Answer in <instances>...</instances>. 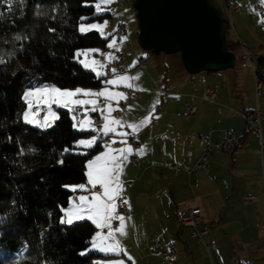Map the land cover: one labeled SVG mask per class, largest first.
Wrapping results in <instances>:
<instances>
[{
    "label": "crops",
    "instance_id": "crops-1",
    "mask_svg": "<svg viewBox=\"0 0 264 264\" xmlns=\"http://www.w3.org/2000/svg\"><path fill=\"white\" fill-rule=\"evenodd\" d=\"M258 2L260 0H240L239 10L232 16L238 40L232 35V30H229L228 44L236 60L237 56L242 60L245 53L252 60L263 59L261 72L264 75V37L258 38L250 34L255 22L253 24V20L248 17L253 12L261 19L254 8ZM116 27L117 25L112 28L115 35ZM104 32L108 33L109 30ZM125 34L126 39L122 42L118 40L116 45L119 51L107 47L112 39V36H109L104 48L85 49L87 58L82 55L80 59L86 63L90 62V68H97V65L92 63L93 59L97 61V55L102 58L101 63H107L105 54L114 52L115 56L121 54L124 57V64L129 68V72L119 74H139V80L132 81L133 89L124 86L113 89L126 93L128 97L127 100H122L125 104L122 113L116 115L112 112L113 117L122 119L125 123H139L149 115L157 100L160 103L155 108L157 118L151 119L138 135L134 134L144 140L136 149L139 163L130 161L128 157L120 177L122 184L130 181L122 190L129 202L130 214L125 218L126 235L116 233L115 239L127 255L124 252L117 256L108 251L92 250L97 253L93 264H108L109 261L119 260H124L125 264H167L163 254L159 253L160 247L156 245L159 237L174 243L176 264H264V181L259 142L254 135H244L241 115L242 112L255 107L264 109V81L260 93L256 95L251 69L240 65L246 69L233 67L190 74L184 69L179 54L172 55L177 56L179 65L175 73L176 78L169 81L167 72H163L161 65L166 60L161 54L165 53L153 54L147 50L148 53H145L143 49L136 47L132 39L137 38L138 29L132 28L130 35L128 31ZM127 44L132 51L129 54H125L130 51ZM97 49L102 54L90 51ZM82 50L81 52H85ZM252 50L257 52L252 53ZM140 57L145 58L142 63L138 61ZM134 62L135 66L131 67ZM213 82H221L224 86L221 88ZM45 85L53 84L34 83L32 86ZM210 85L218 87L217 98L214 101L201 99L202 93ZM104 87L102 84L99 87L76 86L63 90L81 88L99 91ZM41 95L43 94L29 97L28 102L43 104L42 101L46 98L41 99ZM48 95L50 93H46V96ZM105 103L102 101L97 107L104 108ZM69 107L57 106L53 112L48 109L45 114L48 122L52 121V113L58 117V108ZM191 107L195 108V112L187 115L186 111ZM32 111L35 114L34 108ZM92 114L99 118L101 126L105 123L99 112L89 113L90 120ZM45 116L42 124H45ZM34 118L38 121L35 115ZM83 126L90 127L87 120ZM224 129H231L240 136L235 151L231 154L213 153L206 161L205 170L189 174L187 170L199 160L206 145V138L218 141ZM84 132L86 134L78 140L88 139L94 136L93 133L96 135L93 131ZM261 134L264 141V119L261 121ZM113 147L123 148L125 145L119 143ZM140 149L144 150L142 155L139 154ZM105 150L103 146H99L87 161ZM169 163L179 164L182 170H170ZM86 182L85 175L83 182L69 186ZM100 190L99 187L95 189L97 192ZM79 194L87 193L72 192L69 197L71 203L69 205L68 201L64 210L72 213L76 211L75 204L78 202L72 198ZM246 195L253 198L247 200ZM189 206L200 207L201 224L210 225H201L199 230L205 229V232L200 236L191 235V228L183 227L177 218V210ZM97 231L95 228L93 235ZM209 243L214 245L208 246ZM88 248H91V244ZM128 256L133 259L128 260Z\"/></svg>",
    "mask_w": 264,
    "mask_h": 264
},
{
    "label": "trees",
    "instance_id": "trees-1",
    "mask_svg": "<svg viewBox=\"0 0 264 264\" xmlns=\"http://www.w3.org/2000/svg\"><path fill=\"white\" fill-rule=\"evenodd\" d=\"M95 2L16 0L11 12L0 5V57L5 60L0 64V264H93L97 255L79 254L89 247L94 225L84 220L66 226L60 218L72 193L62 185L85 180L86 161L99 144L61 156L86 134L73 128L65 108H58V118L48 128L20 118L26 108L23 91L34 83L62 89L103 84L102 77L74 59L79 50L106 46L98 31L82 34L78 29L81 17L90 21L109 15L97 13ZM226 40L229 48L228 30Z\"/></svg>",
    "mask_w": 264,
    "mask_h": 264
},
{
    "label": "snow or ice",
    "instance_id": "snow-or-ice-1",
    "mask_svg": "<svg viewBox=\"0 0 264 264\" xmlns=\"http://www.w3.org/2000/svg\"><path fill=\"white\" fill-rule=\"evenodd\" d=\"M16 0H0V5L6 6L7 10L11 12L13 4ZM20 3L23 0H19ZM111 0H97L93 5L95 9L99 12L102 10V6L107 5ZM261 4L264 5V0H260ZM84 6H89L88 0H84ZM81 21L87 20V17H81ZM261 24H264V16L258 21ZM107 21L103 25L99 23H91L85 25L80 23L79 32L82 34H87L90 31L96 30L100 31L102 27H106ZM50 32H54L55 29H49ZM103 35V34H102ZM111 34L103 36L105 40H108ZM20 39V37H16ZM122 39H126L122 38ZM118 39L112 37V39L107 44L109 49L114 51H119L120 49L116 47ZM96 54L100 53V50H90ZM87 58L86 52H80L74 54V59L86 70H91L94 72L97 79L101 77H107L108 72L112 73V78L104 79L102 83L105 87L99 91L84 90L81 88H76L75 90H62L55 86L45 85L43 87L30 86L22 94L21 99L25 102L26 108L21 113V119L23 123L28 125H34L41 128H48L54 126L55 120L58 118L55 113H52V121L48 122V117L45 116V124H40L34 118L33 108L38 113L43 111L45 107L48 109L51 108V104H56L57 106L69 107V110L73 112L72 119L74 121L73 128L77 131H94L96 135L88 139H80L73 142L71 148L65 147L61 156H64L70 152L75 151L81 147L86 149L94 148L98 141L102 137H108L104 144L102 145L106 150L97 154L92 160L87 161L86 163V184H79L75 186L62 185V187L70 190L73 193H87L79 194L72 198V200L78 202L75 204L76 211L74 213L68 212L63 209L61 206V211L64 212V216L60 218V223L62 225L71 226L74 223L87 220L91 222L98 231L90 238L89 243L91 248H87L80 255H86L89 251L99 250V251H108L119 256L121 252H124L119 246V241L115 239V234L119 233L120 235H126L124 231L125 227V218L122 214L118 212L117 200H120L124 204H128V200L122 197L123 184L121 182V174L123 170V165L127 161L128 157L134 155V150L131 145L128 143V137L132 135H138L140 130L147 126L151 119L155 117V108L156 105L160 103L159 100L152 106V111L149 115L142 119L139 123H125L122 119L115 118L111 115L114 111H120L119 104L122 100H127V94L121 91H113V89L120 86L127 87L129 89L134 88L132 81L139 80V74L136 76H130L127 74H119L116 68L107 69V63H111L114 60H117L118 57L114 55V52H109L105 54V59L107 63H101L93 59L92 63L98 65L101 69H107L105 71H98L96 67H89L88 63L85 60H81V56ZM5 63V60L0 57V64ZM135 66V62L131 67ZM51 93L49 97L51 104L39 105L29 103V97H33L40 94ZM71 98V100L65 99ZM43 99V95H41ZM102 101H105V107H97ZM131 108V106H129ZM91 112H99L101 118L105 123L97 128L95 122L89 119L88 114ZM80 116V121H76V117ZM87 120L90 127H84V123ZM120 129H128L127 131H120ZM119 137V139H117ZM124 144L123 148H114V144ZM144 150L140 149L139 154H143ZM23 155V150L20 152ZM87 155V152L80 153ZM57 163L62 165L64 163L63 159L57 160ZM99 187L101 190L99 192L95 189ZM73 216L75 218H73ZM119 221V226L113 228L112 221ZM107 229V232H105ZM103 234V235H102ZM3 233H0L2 236ZM99 238V240H98ZM111 241V243H106ZM127 255L126 252H124ZM133 258L128 256V260ZM108 264H125L124 260L119 261H109Z\"/></svg>",
    "mask_w": 264,
    "mask_h": 264
},
{
    "label": "water",
    "instance_id": "water-1",
    "mask_svg": "<svg viewBox=\"0 0 264 264\" xmlns=\"http://www.w3.org/2000/svg\"><path fill=\"white\" fill-rule=\"evenodd\" d=\"M133 7L142 49L179 54L190 74L235 66L221 10L212 0H133Z\"/></svg>",
    "mask_w": 264,
    "mask_h": 264
},
{
    "label": "built area",
    "instance_id": "built-area-1",
    "mask_svg": "<svg viewBox=\"0 0 264 264\" xmlns=\"http://www.w3.org/2000/svg\"><path fill=\"white\" fill-rule=\"evenodd\" d=\"M119 3V5L122 6V4L125 2V0H115ZM222 8L221 13L222 17L224 19L225 26L227 25L228 30H232L234 28L233 26V20L232 16L233 14L239 10L240 0H222ZM254 8L259 13L260 17L264 16V5L261 4V2H258L255 4ZM264 26V24H262ZM127 29V23L125 22L124 18H122L116 27V34L118 36H122L125 34ZM116 57H118L117 60L112 61L111 63H107V69L116 68L118 73H126L129 72V68H127L124 64V57L119 54ZM145 60L144 57H140L138 59L139 63H142ZM240 65L242 67H248L252 70L254 75V85H255V93L258 95L260 93L262 84H263V77L261 69L258 64V60H252L251 57L245 53ZM103 69V71L107 70ZM112 78V73L109 71L107 77H102L103 81L104 79H110ZM218 96V87L216 86H208L206 90L202 93L201 99L207 100V101H214ZM43 105V104H41ZM120 111H114V114L118 115L122 113L125 104L123 101H120L119 104ZM35 109V108H34ZM69 110V109H68ZM48 108L45 107L43 111L36 112L35 116L38 119L39 123L42 124L45 114L47 113ZM195 112V108L191 107L186 111L187 115H190ZM69 113L71 117L73 116V112L69 110ZM242 119L244 122L243 127V133L244 135H254L258 138L259 142V155H260V165H261V172L263 176L264 181V141L262 139L261 134V121L264 119V109H260L258 107H255L253 109L246 110L242 112ZM80 116L77 115L76 121H80ZM73 120V119H72ZM91 120L95 122V126L97 128L101 127L99 118L92 114ZM74 123V121H73ZM108 139V137H102L98 144L99 146H102L104 142ZM240 136L231 129H224L222 130L221 138L218 141H212L210 138H206V145L204 150L201 153V156L199 160L194 164V166L187 170V172L194 173L198 171L205 170L207 167V159L213 154V153H226L231 154L235 151V149L238 147L240 142ZM144 142L143 138L137 137V136H130L128 137V143L131 145V147L134 150V155L129 156L130 161L139 163L138 161V154L136 153V149ZM119 145V143L114 144V146ZM168 167L170 170L174 171H180L182 170V167L177 163H169ZM130 181L123 182V187H127ZM122 197L124 199L125 195L122 192ZM253 196L246 195L245 199H251ZM116 203L118 204V212L124 216V218L128 217L130 214V207L129 203L124 204L120 200H117ZM177 218L180 222V224L183 227H189L191 228V235L193 236H200L203 232H205V229L199 230L201 227V209L198 206H189V207H183L177 210L176 212ZM119 225V221H112V226L116 227ZM156 245L160 247L161 251L160 254H163L165 257V260L167 264H176L174 254H175V245L171 241H164L162 237H159L156 241ZM213 243H209L208 246H213Z\"/></svg>",
    "mask_w": 264,
    "mask_h": 264
},
{
    "label": "rangeland",
    "instance_id": "rangeland-1",
    "mask_svg": "<svg viewBox=\"0 0 264 264\" xmlns=\"http://www.w3.org/2000/svg\"><path fill=\"white\" fill-rule=\"evenodd\" d=\"M96 2H97V0H96ZM213 2L215 3V5L217 7H219L220 9L222 8V0H213ZM33 10H34V16L38 15V12H37L36 8H34ZM45 11H46V9H45ZM96 12L97 13H100V12L101 13H105L106 12V13H109L110 15H105L102 18H97V19L90 20V21H83L81 23H84L85 25L91 24V23H99V24L103 25L104 22L107 21L106 27H102L101 30L99 31L100 34H103V36H106L109 33V34H111L112 37L113 36L116 37L121 42H122V40H125V39H122V38H124L126 36V34H123L122 36L119 37L117 34L115 35V33H113V31H112V28L115 25H117L118 22L122 18H124V20H125V22L127 23V26H128V28L126 29V33L128 31V34L130 35V31H131L132 28H134L135 30L138 29L137 19H136V15H135L136 12H135V9L133 7V0H125V2L122 4V6L119 5V3L116 2L115 0H111V2L109 4L102 6V10L101 11L98 12L96 10ZM248 17H249V19H252L253 20L252 21L253 24L255 22L254 29L252 30V32H250V34L253 35L254 37H258V38H260L261 36L264 37V33H262V30L264 29V26H262V24L258 22L260 20L258 14L252 12L251 14H249ZM227 28L228 27L226 25V31L228 30ZM78 29H79V26H78ZM105 30L106 31L109 30V32L106 33V32H104ZM232 32H233L232 35L238 40V36H237V33H236V31H235L234 28L232 29ZM228 33H229V30H228ZM132 40H133V43L135 44V46L138 47L140 50H142V48L140 47V45L137 42V38H134ZM127 45H128L127 48H129V44H127ZM249 48H251V45H249ZM256 48H258V46ZM86 49H88V48H86ZM129 49H130V51L128 53L125 52V54H129V53L132 52L131 51V48H129ZM79 51L81 52L83 50H79ZM144 51H145V53H148L146 50H144ZM85 52L87 53L86 50H85ZM251 52L254 53V52H257V51L252 50ZM161 55H162L161 57H164V59H166L161 64L162 67H163L162 69H164L163 72L164 71L167 72L168 80L169 81H173L174 80L173 78L174 77L176 78V74L175 73H176V71L178 69L177 68V65H179L178 64L179 63L178 58H177V56L176 57L175 56L173 57L172 56L173 54H161ZM90 56H93V55H90ZM97 61H101L102 62V58L100 56H98V55H97ZM240 62H241V60L237 56V60H236L235 66H234L236 69H240V67H241L240 66ZM88 64H90V62ZM246 68L250 70V68H248V67H246ZM246 68H242L241 67V69H246ZM97 70L98 71L101 70V68H99L98 65H97ZM213 83L214 84H218L216 82H213ZM218 85L221 88L224 86L223 83H221V82H219ZM52 86H55V85H52ZM55 87H57V86H55ZM60 89H62V88H60ZM263 89H264V87L262 88V90ZM261 93H262V91H261ZM43 95H44L43 98H46L45 101H42L43 105H45V104H51V100L49 99V97L52 94L50 93V95L46 96V93H45ZM56 107H57L56 105L51 104V108L49 109L50 112L56 111ZM92 135H95V134L93 133ZM70 203H71V200H69V205H70ZM202 226H210V225L206 223L205 225H202Z\"/></svg>",
    "mask_w": 264,
    "mask_h": 264
}]
</instances>
